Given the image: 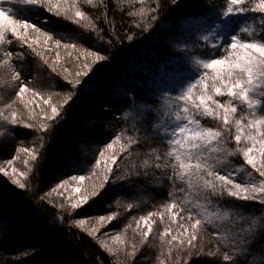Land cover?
<instances>
[{
    "label": "trees",
    "instance_id": "trees-1",
    "mask_svg": "<svg viewBox=\"0 0 264 264\" xmlns=\"http://www.w3.org/2000/svg\"><path fill=\"white\" fill-rule=\"evenodd\" d=\"M79 2L78 8L86 12L88 17L83 23L69 20L68 15L56 16L44 8L28 4L25 7L21 6L23 4L11 6L14 18L26 19L61 42L81 46L102 55L108 59V64H105L104 69L83 75L73 87L67 83L65 85L61 80L50 79V87L54 90H66L70 97L60 108L59 116L51 120L50 127L37 134L34 139L40 155L32 164L25 188L13 185L0 175V264H56L62 261H57L58 258L61 259V255L70 257L66 264H224L222 256L225 251L233 255L235 264H264V235H260L264 232V224L257 226V235L254 242L247 246V252L240 251L244 245L232 246L235 236L224 239V232L219 234L220 238L211 235L217 229L209 225L205 229H198L207 243L202 244V254H197L200 252L199 247L162 248L161 245L165 244L161 239L157 238L158 241L155 242L149 238L143 240L141 236L134 238V247L141 249L136 251L135 260L120 258V262L117 255L118 260L94 237L82 232L74 224L72 220L75 219L112 215L110 224L116 232L125 228L127 230L131 226L135 227L141 216L148 217L157 209L167 211L168 206L173 203L177 207L169 212L176 215L179 227L184 224L187 229L190 226V212L194 218L203 220L205 213L215 212L218 206L222 210L234 208L244 215L246 222L234 225V230L248 227L252 217L264 218V204L258 200L235 199L229 197L227 192L223 197H214L213 203L209 205L197 194L196 188H188L187 177L183 181L179 179L178 165L175 169L171 167L176 164L174 156L167 158L168 166H165L166 154L172 151L173 146L168 144L169 136L164 134L162 124L172 114L175 117L180 115L182 119L179 121H182L185 116L183 107L192 109V104L177 99L180 95L176 98L169 97L165 101L153 94L154 75L164 68L173 67L167 64V57L175 52L170 48V41H173L171 36L179 21L188 17H207L214 10H227L229 0ZM257 3L258 0H244L242 7L247 10L235 14L253 25L251 30L239 31L243 41L264 36L260 27L264 14L250 10ZM153 7L156 8L155 12L150 11ZM153 15L155 20L151 19ZM165 32L173 33L164 42L158 40ZM24 50L15 48L11 51L15 56L16 51L19 52L17 54H22L24 60L17 63V66L19 70H23L24 78L30 79L31 76L27 74L33 75L32 68L40 61L32 54L27 55ZM187 50L188 48L184 49ZM206 52L207 55H217L210 49ZM201 53L205 54L203 51ZM130 70L131 76L128 74ZM41 71L46 78L52 77L48 70ZM201 73L192 84L195 85L193 90L207 78L205 72ZM114 83L126 92L113 94L110 87L113 88ZM262 91L264 90L250 94L260 106L264 103ZM222 100L224 98L219 96L214 101L225 103ZM207 104L210 109H215V104L211 101ZM167 106L170 109L169 115L163 113ZM229 106L235 107L237 111L229 116L227 125L224 123L222 109L218 110V118L204 115L203 108L198 112L192 110L187 115L198 120L201 128L221 133V139L215 142L217 148L221 149L215 160L219 162H213L215 169L225 175L236 174L242 185H247L250 181H259L261 177L256 169L246 164L239 151L244 145L243 139L237 144L234 137L237 135L236 121L240 120L241 126L244 125L250 119L251 111L247 103L239 98L231 99ZM12 134L17 140L34 135L29 128L22 127H14ZM76 136L80 138L75 139ZM86 138L93 140L92 147L84 148ZM113 141V145H124V149L117 150L115 146L112 155L116 157V164L110 165L112 171H106L104 165L101 171L106 179H101L102 176L95 179L94 188L98 195L72 214L54 206L48 196L50 187L61 177H96L98 170L92 164L94 157ZM224 149L234 155L228 156ZM13 153L12 146L0 145V160L10 159ZM157 156L160 157L159 160ZM157 164L161 166L158 168ZM102 184L105 185L104 188H101ZM230 226L231 221L224 222L225 228ZM28 234L30 239H27ZM36 235L43 239L40 240L39 237L34 243L32 237ZM24 238L27 239L26 242L21 240ZM143 243L144 249L141 247ZM195 243L201 244L199 241ZM217 248L220 249L218 255H207L208 252H217Z\"/></svg>",
    "mask_w": 264,
    "mask_h": 264
},
{
    "label": "rangeland",
    "instance_id": "rangeland-1",
    "mask_svg": "<svg viewBox=\"0 0 264 264\" xmlns=\"http://www.w3.org/2000/svg\"><path fill=\"white\" fill-rule=\"evenodd\" d=\"M92 1L95 2L96 0ZM12 4H23L21 5L22 7H25L26 5L24 0H0V7L2 8L13 9L11 7ZM78 4H80L79 0H61L60 7L68 9L67 15L68 18H70L69 20H79L80 23L86 22L88 18L86 16V12L82 11L85 13L86 19H80L75 16L76 9L81 11V9L78 8ZM225 11L226 10H214L213 13L207 17L183 18L179 21L174 33L165 32L159 36L158 40H163L164 42L165 39H168L169 35L173 33L174 35L171 36L173 41H170V48H173V51L175 52L167 57L169 58L167 64H170L171 67H173L168 69L164 68L154 75L153 94L155 97L159 98L160 100L164 99L165 101H167L169 97L176 98L178 95H181L183 92H185L187 88L199 78V76L202 74L201 72H205L207 78L203 83H200L201 85L199 84V86L196 87V90H193V99L195 100V98L200 95H210L212 96L213 100H216L217 97H219L212 91V86L214 83L216 86L222 87L219 81H214L213 79L216 69H204L200 64L197 63V61L213 58L225 59L227 63L235 55L233 49L228 47V44L231 42L232 35H236L238 39L242 40L240 38L239 31L241 29L251 30L253 28L252 23L250 21H245L240 15L224 16L222 13ZM161 24L166 25L163 23ZM43 31L44 30H42V32ZM56 40L58 39L54 38L53 36L51 40H47L46 37L40 32H36L34 29L29 28L26 31L24 29H20L18 36H13L11 33H6V39L3 42H0V113H3V116L8 117L7 120H4L3 116H0V145L12 146L14 149L13 156L10 159L0 160V168L8 173V175H4V172H0V175L5 177L10 183H12V179L15 178L20 180L21 183H24L25 185L27 184V177L30 174L34 161H31L29 153L23 151V149H29L37 153V147L35 145L34 139H36L37 134L39 135L46 130L42 128L41 125H49L51 120H49L48 117L52 115V107H56L59 112L62 105L70 97V93L66 92V90H54L52 87H50V79H52V81L56 79L61 80L65 85L67 83V85L69 84V86L73 87L75 84H77L76 80L83 75L90 74L93 71H99L103 67H106V63L108 64L107 58L103 61H96L95 56L89 55V53L93 52L85 49L84 47L76 45L74 47H65V45L72 44L60 41L61 43L57 45L55 43ZM15 48L16 50L24 48V52H27V55L32 54L34 57H38V60L40 61V65L35 64V66L32 68L34 69V74H27L28 76H31L30 79L24 78L25 74L23 70H19L20 68L17 66V63H20V61H23L24 59L22 54H17L19 53L18 51L15 52L16 56L12 53L11 50H14ZM186 48H188V50L184 51ZM208 49L215 51L217 55H207L206 51H208ZM202 51L205 52V54L201 53ZM6 53H11V56L6 57ZM17 58H19L18 61ZM5 59H8L14 69L19 72V81L12 80V73L8 71L7 66L3 65V61ZM86 64L88 65L87 68L85 67ZM53 68H55V71H53ZM42 69H46L51 72L52 77L54 78H46V76L41 73ZM78 73L79 75H77ZM128 74L131 76L132 71L130 70ZM224 79L227 81L229 78L225 76ZM116 81L114 82L116 83ZM115 83L113 88L110 87L111 92H113V94H124L126 92L125 89L118 87ZM21 85H26L29 91L21 93L20 96H17L16 93L19 91V87ZM205 85L207 86L206 88ZM224 91L226 92V89ZM99 95L101 96V94ZM220 96L224 98V100L221 102H225L222 103V105L225 106H229L231 99H236L235 97L230 98L227 95ZM45 101L48 103H45ZM186 102L188 104H192L191 100ZM195 102L199 103V100H196ZM100 109L105 111L108 110L106 108ZM249 109L251 111V117L249 120L247 119V123L240 127V134L244 143L242 148L252 146V144L247 141V135L249 134L248 125L250 121L264 116V103L261 106L259 103L256 107ZM169 112L170 109L169 106H167V109L164 110L163 113L169 115ZM13 113L16 114V124H12L10 122L13 118ZM173 118H175L173 114L172 116L169 115L166 121H164V124H162V130H164V134L169 136V139L178 138L173 136V130L177 126H183L186 123L185 120L177 121ZM26 124H30L32 127H25ZM14 127L29 128L30 132L34 135L26 137L22 140H17L12 134V129ZM190 127L195 128L197 125L192 124ZM251 131L252 133H255V126ZM235 134H237V131ZM79 138V136H76L75 139ZM93 143L94 142L92 139L86 138L84 141V148L92 147ZM115 146L116 145H113V147L109 149L106 145L95 155V161L92 164L93 166H96L98 170L96 177L86 178L82 182L74 181L71 179V177H61L58 179L48 190V196L50 197L49 199L53 202L54 206L68 214H72L77 209H72L71 204L79 201L82 196L87 195L89 201H91L94 198V196H92V192L96 189L94 188L96 184L95 179L99 178V176L103 177H101V179H106V175L103 174V171H101L103 170L104 165L107 169L106 171H108L111 164H116V160L113 162L112 155L114 153L112 150L115 149ZM119 148L124 149V145H117L116 149L119 150ZM211 148H217L215 142L212 143L210 148L204 154L206 156L213 157V159L210 160V163H212L215 167V163L213 162H216L215 160L217 159L218 154L217 152H212ZM258 149L259 145L257 144V147L254 149L253 153L256 159L257 168L260 167L262 160ZM176 150L181 151L178 148ZM101 153H103V155H101ZM9 161H12V163L9 164ZM25 161L29 162L26 164ZM97 161H99V163H97ZM193 163H195V161H193ZM12 168L17 169L15 174H13ZM20 173H24L25 175L21 176ZM236 176V174L230 175V177L235 182L242 185ZM262 180H264V177H261L259 181H254V183L258 186ZM64 181H67V183L64 184ZM58 185L62 186L58 187ZM76 188H79L80 191L75 192L74 189ZM228 188H232V185H228ZM53 189H56V191H53ZM152 214L154 215L148 216L149 223L151 224V231L148 236L150 241L156 242L158 241L156 239H161V236L163 235V240H161L165 245H161L162 248L186 249L189 247L187 244V239L192 232L190 226L187 229V234H185L184 229L180 228L176 222L172 221V216L174 213H170L169 210L166 211L157 209L156 211H153ZM99 218L100 216L92 217L90 219H75L72 221L82 232L94 237L101 246L105 245L103 247L107 251L109 248H111L113 251L111 253L108 251V253L114 255L115 258L117 255L119 260L117 259L118 257L116 259L119 262L120 258L134 261L135 255L133 256L132 253L134 252L136 254V251L140 249L138 247H134V238L142 236L143 240H147L144 238L143 233L149 231L148 226L145 225V223L141 221L140 218H138L136 226L134 225L135 227L131 226L130 229L126 230L125 228L116 232L112 224H110L107 219L101 221ZM79 220H84L85 223L80 225L77 223ZM166 230H168L167 234H165ZM196 234L199 237L196 242L198 243L199 241L201 244L196 245L195 248L199 247L198 250H200L201 246H203L202 244L206 243V241L205 238L202 237V233L199 230H197ZM172 236H176L177 240L169 244L168 241L172 239ZM39 237L40 236L38 235H36V237H32L34 240L33 242L36 243ZM113 237H119V240H114ZM30 238L31 236L28 234L27 239ZM27 239L24 238L21 240L26 242ZM41 239L43 238L40 237V240ZM181 240L184 241L183 245L180 244ZM144 245V243L141 244V247L143 248ZM57 261H61V264H66L68 261H70V257L61 255V259L58 258Z\"/></svg>",
    "mask_w": 264,
    "mask_h": 264
},
{
    "label": "snow or ice",
    "instance_id": "snow-or-ice-1",
    "mask_svg": "<svg viewBox=\"0 0 264 264\" xmlns=\"http://www.w3.org/2000/svg\"><path fill=\"white\" fill-rule=\"evenodd\" d=\"M61 0H24V3L32 6H36L38 8H46L48 12H54L56 16L65 15L67 16L68 9L60 7ZM88 3L91 4L92 0H88ZM244 4V0H229V6L227 10L222 13L224 16L239 14L243 11H246L242 5ZM235 6V7H234ZM251 11L259 12L264 14V0H258V3ZM150 11L155 12L156 8L153 7ZM130 15H135V13H129ZM75 16L80 19H86L85 13L76 9ZM152 20H155L156 17L151 16ZM76 23L79 20L74 21ZM261 30L264 31V20L261 21ZM29 28L34 29L36 32H40L42 35L46 37L47 40H51L52 36L49 35L46 31L41 30L35 24L29 23L26 19H16L14 18V14L11 8L5 9L0 7V42H3L6 39V33H11L13 36L19 35V30L24 29L25 31ZM206 39V37H205ZM55 43L59 45L60 40H56ZM75 45H65V47H74ZM228 47L233 49L235 55L234 57L226 63L225 59H213L208 58L207 60L197 61L204 69H216L215 75L213 77L214 81H219L222 87L216 86L214 83L212 86V91L217 95H227L230 98H239L240 100L246 102L249 108H253L257 106V101L251 97V93L257 90H264V36H255L251 41H242L237 38L236 35H232L231 42L228 44ZM6 57H10L11 53H6ZM89 55L95 56L96 61H103L106 57L99 55L97 53H89ZM47 63V61H46ZM3 65L7 66L8 71L12 73V80L19 81L20 74L17 72L10 61L5 59L3 61ZM87 68L88 65L86 64ZM55 71V68H53ZM79 75V73L77 74ZM227 76L229 79L226 81L224 77ZM79 83V80L76 81ZM195 85H190L185 92H183L177 99L192 101V109L185 106L183 107V112L185 116L183 120L186 123L183 126H177L173 130V136L178 138H171L168 140V144L173 146L172 151L166 154V164L167 158L173 157L175 158L176 164H172L171 167L175 169L178 165L179 179L185 180L187 177V185L189 189L196 188L197 194L206 201L209 205L213 203L214 197H223L224 193L227 192L229 197H233L239 200H258L259 203L264 204V180L260 181L257 186L255 183L251 181L247 185H241L240 183L235 182L230 175L221 174L220 171L216 170L210 160L213 159L211 156H206L204 153L210 148L213 142H219L221 139V133L219 131H214L210 128H201L199 126V121L193 118H190L187 114L192 111H199L203 108V114L206 116H212L213 118H218L219 109H222L224 112V123L225 125L229 122V116L236 113L237 109L232 106H225L217 103L212 99V96L208 95H200L195 98L192 97L193 88ZM207 86L205 85V88ZM226 89V92L224 91ZM29 91L26 85H21L19 87V91L16 93L17 96H20L21 93ZM264 94V91L261 92ZM199 100L197 104L195 101ZM211 101L215 104V109H210L207 102ZM45 103H48L45 101ZM10 107V105H9ZM52 115L48 117L49 120L57 118L59 116V112L56 107H52L51 109ZM0 116H3V113H0ZM12 120L10 121L12 124H16V114H12ZM4 120H7L8 117L3 116ZM176 120H181L180 115H176ZM195 124L197 127L193 128L190 125ZM237 135L234 137L237 144L240 143L242 137L240 134V126L241 121L237 120ZM255 126V133H252V128ZM25 127H32L30 124H26ZM42 128L47 129L50 125H41ZM249 134L247 135V141L252 144L251 147H244L239 149L242 152L244 160L246 164L251 165L252 168L256 169L259 172L261 177H264V116H261L259 119H255L249 122ZM117 140L119 137L116 138ZM115 143V141H113ZM257 144L259 145V152L261 154L262 160L260 167L257 168L256 159L253 155L254 149H256ZM113 147L112 143L107 145V148L111 149ZM180 149L181 151H177L176 149ZM23 151L28 152L31 161H36L39 158L40 153H35L29 149H23ZM212 152L221 151L218 148H211ZM227 152L228 156L234 155L233 152L224 149ZM103 155V153H101ZM159 160L160 157L157 156ZM116 157H113V162H115ZM195 161V163H193ZM29 161H25L27 164ZM9 164L12 161L8 162ZM99 163V161H97ZM161 165L157 164L159 168ZM109 172L112 171L111 168L108 169ZM0 172H4V175H8L2 168H0ZM13 174L17 172L16 168H12ZM21 176L25 175L24 173H20ZM119 178V177H118ZM74 181H83L85 179L84 176H73L71 177ZM202 181V183H201ZM12 183L18 185L21 189L25 188V184L21 183L18 179H12ZM64 184L67 181L63 182ZM228 185H232V188H228ZM62 185H58L61 187ZM105 185H101V188H104ZM56 191V189H53ZM75 192H79L80 189H74ZM98 193L93 191L92 196H97ZM43 199V198H42ZM89 198L87 195L81 197V199L77 202L71 204L72 209L83 208L89 204ZM187 203V201H185ZM169 210L177 207L176 203L170 204ZM131 208V205H129ZM154 215L152 213L149 214ZM101 221L107 219L109 222L112 221L113 216L104 217L101 216L99 218ZM176 216H172V221L176 222ZM140 220L148 226L149 231L143 233L145 239L148 238L149 233L151 231V224L149 223L148 217L141 216ZM231 221L232 226L225 228L224 222ZM188 222L190 223L192 232L188 236L187 244L191 248L196 247V241L199 239L196 232L198 229H205L206 226L212 225L215 226L217 231L211 233L214 237L220 238L219 234L224 232L226 235L224 239H228L229 236H235V239L232 241V246L236 245H244L245 247L240 248L241 252L248 251V245L254 242V238L256 234V228L259 224H264V218H251V223L248 224L246 228H240L234 230V225L242 224L246 222V218L242 213L236 212L235 209H221L220 206L217 207L215 212H207L204 214V219H200L199 217H193V214L190 212L188 216ZM80 225L85 223L84 220H79L77 222ZM180 228H184L185 234H187L188 230L184 224H180ZM168 230H166L165 234H167ZM260 235H264V232H261ZM114 240H119V237H113ZM163 240V235L161 236ZM177 237L172 236V239L168 241L171 244L173 241H176ZM180 244L183 245L184 241L181 240ZM105 245H102V247ZM111 253L113 250L111 248L108 249ZM204 252L203 246L200 248V252L197 253L202 254ZM220 253V249L217 248V252H208L209 256H216ZM134 256L135 253L133 252ZM191 255V253H190ZM224 264H235L234 257L231 253L225 251L222 256ZM255 264V262H254Z\"/></svg>",
    "mask_w": 264,
    "mask_h": 264
}]
</instances>
